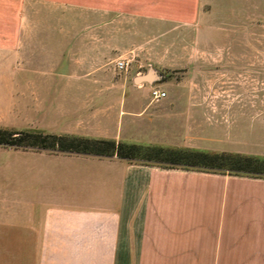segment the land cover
<instances>
[{
    "label": "crops",
    "instance_id": "0c3cea01",
    "mask_svg": "<svg viewBox=\"0 0 264 264\" xmlns=\"http://www.w3.org/2000/svg\"><path fill=\"white\" fill-rule=\"evenodd\" d=\"M156 82L48 88L38 123L59 136L182 148L159 106L141 114L142 84ZM114 91L132 96L117 109L84 96ZM0 264H264V179L27 151L0 163Z\"/></svg>",
    "mask_w": 264,
    "mask_h": 264
},
{
    "label": "rangeland",
    "instance_id": "374dc122",
    "mask_svg": "<svg viewBox=\"0 0 264 264\" xmlns=\"http://www.w3.org/2000/svg\"><path fill=\"white\" fill-rule=\"evenodd\" d=\"M152 69L141 114L159 106L172 144L264 156V0H0L2 128L56 135L38 123L46 89L138 86ZM27 151L55 152L0 145V163Z\"/></svg>",
    "mask_w": 264,
    "mask_h": 264
},
{
    "label": "trees",
    "instance_id": "16d2710c",
    "mask_svg": "<svg viewBox=\"0 0 264 264\" xmlns=\"http://www.w3.org/2000/svg\"><path fill=\"white\" fill-rule=\"evenodd\" d=\"M0 145L99 157L117 156L129 162L154 165L165 169H182L209 174L264 179V158L240 153L146 146L109 139L16 131L2 127H0Z\"/></svg>",
    "mask_w": 264,
    "mask_h": 264
},
{
    "label": "water",
    "instance_id": "95a60500",
    "mask_svg": "<svg viewBox=\"0 0 264 264\" xmlns=\"http://www.w3.org/2000/svg\"><path fill=\"white\" fill-rule=\"evenodd\" d=\"M159 78H161V75L158 72H156L155 70L152 69V70H150L148 75H143V76L136 77L135 82L137 84H141V83H143L145 81L152 82V81L157 80Z\"/></svg>",
    "mask_w": 264,
    "mask_h": 264
},
{
    "label": "built area",
    "instance_id": "2783aa9c",
    "mask_svg": "<svg viewBox=\"0 0 264 264\" xmlns=\"http://www.w3.org/2000/svg\"><path fill=\"white\" fill-rule=\"evenodd\" d=\"M151 97L154 101L159 102L167 97V93L160 89L152 88Z\"/></svg>",
    "mask_w": 264,
    "mask_h": 264
}]
</instances>
